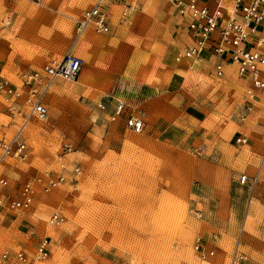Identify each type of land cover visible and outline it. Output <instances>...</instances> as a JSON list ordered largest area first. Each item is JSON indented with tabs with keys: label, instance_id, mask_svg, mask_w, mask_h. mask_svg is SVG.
Here are the masks:
<instances>
[{
	"label": "rangeland",
	"instance_id": "374dc122",
	"mask_svg": "<svg viewBox=\"0 0 264 264\" xmlns=\"http://www.w3.org/2000/svg\"><path fill=\"white\" fill-rule=\"evenodd\" d=\"M92 1L0 0L1 74L19 84L67 50L84 60L75 80L52 83L47 118L24 128L27 160L3 169L18 185L63 162L66 179L38 190L27 210L0 208V250L33 252L48 235L36 264H264V192L239 181L257 173L264 151V89L251 97L235 67L217 76L209 57L176 61L183 35L166 0H128V25L115 3L107 33L76 36ZM176 77L187 102L169 89ZM112 89L145 118L142 132L97 107ZM55 210L65 217L58 226L47 221ZM197 236L212 254H196Z\"/></svg>",
	"mask_w": 264,
	"mask_h": 264
},
{
	"label": "built area",
	"instance_id": "2783aa9c",
	"mask_svg": "<svg viewBox=\"0 0 264 264\" xmlns=\"http://www.w3.org/2000/svg\"><path fill=\"white\" fill-rule=\"evenodd\" d=\"M115 3H120L117 22L130 24L134 7L128 0H93L76 21L75 35H80L86 28L107 33L113 20L110 6ZM166 3L178 17V25L187 32V42L174 55L176 61L193 63L201 56L209 57L217 76L224 73L226 64L233 63L238 77L249 83L251 97L264 89V0H166ZM83 64L81 56L67 50L39 68L23 72L19 84L0 73V114L7 117L6 121H0V208L7 211L27 210L38 190L48 191L65 181L63 162L58 173L45 171L24 179L18 185L13 184L3 169L11 159L27 160L24 128L31 120L47 118L45 97L54 80L74 79ZM97 107L106 112L110 122L120 121L134 132H142L146 126L140 112L114 89L98 101ZM247 141L246 136L236 137L237 143L245 144ZM62 148L70 151L71 145L63 143ZM79 172V166H75L70 178ZM248 180L246 173L239 176L240 183H247ZM250 183L253 187L255 177ZM64 219V215L55 210L49 214L47 221L52 226H58ZM193 249L200 258L212 254L199 236L195 238ZM48 254L49 237L44 235L36 241L33 252L8 248L0 250V264H36L45 260ZM240 259L242 255L234 252L232 263H238Z\"/></svg>",
	"mask_w": 264,
	"mask_h": 264
},
{
	"label": "crops",
	"instance_id": "0c3cea01",
	"mask_svg": "<svg viewBox=\"0 0 264 264\" xmlns=\"http://www.w3.org/2000/svg\"><path fill=\"white\" fill-rule=\"evenodd\" d=\"M179 29H180L179 30V36L181 37L183 35L182 44L180 45V48H181L187 42V37H186L187 32H186L185 28L179 27ZM232 66L235 67V65L233 63L226 64L225 65V71L226 72L228 70L231 71ZM228 74H229V72H228ZM170 85H169V89L171 91H173V92L177 91L182 95L181 103H183V100H186V102L189 100L188 97H185L183 99V89L186 88V86L183 85V78L176 77V79ZM262 163H263V165H262ZM253 177H255V183H254L253 188L255 189L257 187V189L259 190V193L264 192V151L261 154V162H260V165L258 167L257 173ZM248 178H250V181H251L252 178L251 177H248Z\"/></svg>",
	"mask_w": 264,
	"mask_h": 264
},
{
	"label": "bare ground",
	"instance_id": "6f19581e",
	"mask_svg": "<svg viewBox=\"0 0 264 264\" xmlns=\"http://www.w3.org/2000/svg\"><path fill=\"white\" fill-rule=\"evenodd\" d=\"M74 80H75V78H74Z\"/></svg>",
	"mask_w": 264,
	"mask_h": 264
}]
</instances>
